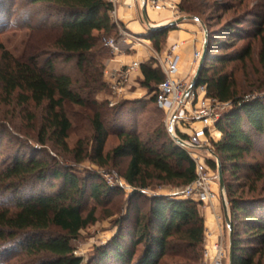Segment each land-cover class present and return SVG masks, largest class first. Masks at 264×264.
Masks as SVG:
<instances>
[{
    "label": "trees",
    "instance_id": "1",
    "mask_svg": "<svg viewBox=\"0 0 264 264\" xmlns=\"http://www.w3.org/2000/svg\"><path fill=\"white\" fill-rule=\"evenodd\" d=\"M28 2L49 16L41 18L32 28L35 34L28 51L21 57L16 58L0 47L2 96L8 102L16 100L17 106L22 108L42 107L44 114L37 142L44 146L53 141L64 150L72 129L65 106L90 111L87 116L93 133L90 152L88 154L78 142L73 150L76 163L86 157L99 167L122 163L120 178L131 189L126 201L128 212L117 220L119 232L109 246L98 251L96 264H203L205 223L198 210L199 204L180 196L147 197L143 193L154 185L184 188L191 185L196 179V167L188 154L160 128L148 142H143L134 128L120 129L117 131L119 144L103 153L108 137L104 117L120 108H108L95 100L105 88L102 60L109 49L104 46V40L117 36V27L111 17L112 5L107 0ZM191 4L190 0H181L178 9L190 18L201 20L197 15L200 12ZM254 17L251 26L258 36L263 29L264 10ZM241 20L234 19L220 35L239 37ZM170 30L148 33L147 39L156 52H160ZM210 43L195 88L204 86L207 98L229 108L216 123L221 139L213 144L214 155L220 161L223 178L225 173L236 176L246 171L250 174H247L248 181L260 183L264 179V166L246 164L245 159L264 153V88L253 99L240 96L234 75L227 70L232 63L243 64L250 59L251 45L231 54L215 56L212 54L217 51H227L229 43ZM44 55L42 62L40 59ZM261 55L264 65V53ZM58 61L74 62L80 80L73 81L67 74L60 73L56 68ZM152 65L140 66V86L148 95L154 94L164 80L161 70ZM155 103L154 96L149 104ZM143 109L141 106L138 114L144 113ZM53 163L54 160L29 154L13 157L0 169V198L9 194L13 202L11 207L0 206V244L20 241L21 253L32 259L31 264H82V258L74 255L71 242L82 230L96 223L95 210L87 209L88 203L99 207L120 189L99 181L96 175L81 178L70 169ZM205 165L213 171L218 170L213 160L205 161ZM49 179L60 182L55 192H38L31 186L33 181L44 184ZM28 189L33 193L25 198L22 191ZM225 189L232 264H260L254 258L264 252V198H248L243 194L234 197L230 186ZM130 214L133 215L131 221ZM123 225L128 227L123 229ZM52 230L57 234L50 233ZM244 243L251 247H244ZM0 255L1 263L15 254L5 250Z\"/></svg>",
    "mask_w": 264,
    "mask_h": 264
},
{
    "label": "rangeland",
    "instance_id": "2",
    "mask_svg": "<svg viewBox=\"0 0 264 264\" xmlns=\"http://www.w3.org/2000/svg\"><path fill=\"white\" fill-rule=\"evenodd\" d=\"M166 1L168 6L170 5L174 8L175 12V17H173L174 19L172 22H176V25L171 29H177L182 24L193 25L200 38L199 50H202L205 33L208 36V42H211L210 44H214L216 41L223 44L229 43V49L227 51H217L212 54L215 56L231 54L235 51L242 50L248 44L251 45L252 53L250 59L243 64L232 63L227 67V70L231 71L234 75L240 96L249 99L259 96L264 88V65L262 64L261 55L264 53V24L261 33L255 36V30L251 26V23L256 19L254 14L264 10V0H190L192 3L191 6L200 12V14L197 15L201 17L202 21L199 19L198 21L186 19L189 18L188 15L181 13L178 9L181 0H178L177 4L175 0ZM40 10L39 8L31 7L28 0H0V47L4 48L16 58L21 57L25 51H28L31 43L30 40L35 34L32 28L37 25L41 18L48 15ZM245 16L248 17L245 18ZM180 19L182 21L177 23ZM234 19H242V24L239 26V28H242V34L239 37L221 36L220 34L223 28L232 23ZM53 20L54 18H52V21ZM121 29L124 30L123 28ZM112 38H117V36ZM146 40L147 43L143 46H138L136 50L143 53L145 57L150 55V50L156 51L153 43L148 39ZM44 41L46 40H43V42ZM162 49L163 45L159 53H162ZM43 50L52 51L51 49ZM45 57V55L42 56L40 60L43 62ZM109 57L110 54L104 56L102 60L104 64L103 82L104 71L108 68L106 64ZM145 64L149 63L147 62ZM197 66L198 65L193 66L192 73L183 80L186 86L190 84ZM56 68L60 73L70 76L73 81L80 80V75L75 69L74 62L64 63L58 61ZM130 80L126 84L125 95L119 100L115 99L106 85L105 88L95 96V100L99 104H106L108 108L120 107L116 111L109 113L110 115H104L105 128L108 132L103 151L104 154L111 151L119 144L117 131L120 129L128 130L134 128L143 142H148L156 129L160 128L166 130V114L157 107L156 103L149 104L154 94L148 95L146 90L141 88L140 83L142 80L140 77L134 75ZM15 101L16 100L6 101L2 96L0 87V169L8 165L15 156L23 157L31 154L32 156L47 161L54 160L56 166L68 168L81 178L89 174L96 175L100 178L99 181L105 182L112 188L120 189L110 200H104L99 207H96L91 202L88 203L87 209L94 208L95 210L96 223L82 230L78 238L71 242L74 255L82 258V264H96L95 260L99 253L98 251L109 246L113 238L119 232L117 220L125 216L128 212L126 201L131 194V189L120 178L124 164L121 163L116 165L110 163L106 167H99L95 163L89 161L87 157L81 163H76L77 159L73 155V150L77 147L78 142L81 143L88 154L91 148L93 133L89 121L87 120V116L90 114V111L87 109L82 110L67 105L65 106V111L71 121L72 129L66 140V150H64L53 141H48L44 146L37 142L41 127V119L44 114L43 108H35L33 106L22 108L17 106ZM110 102L115 104L110 107ZM141 106L145 109H143L144 113L138 114V112H140L138 110ZM192 108H194V106ZM227 110H229V108H219L217 113L221 116ZM182 116L185 117L187 122H181L177 128L175 127L176 134L179 135L181 131L190 136L195 130L201 128L199 122L192 120L191 111H184ZM30 117L33 118L32 121H30ZM210 136L211 138L208 136L205 137L208 146H204L205 149L197 151L196 154L204 162L208 160L217 162L219 159L214 155L213 148L216 139H213L212 135ZM262 140L264 141V138ZM245 162L251 165L259 163L264 166V153L254 154L245 159ZM206 167L208 169L207 175L210 178L209 186L213 194V199L209 204L200 205L198 210L201 216L206 211L211 212L212 216L214 215L213 220L215 222V228L211 238L210 235L205 233L202 263L214 264L216 252L215 245L221 243L223 256L220 263L228 264L229 234L222 212L217 171H213L207 165ZM247 174L250 176L246 171H241L240 175L236 176H232L231 173L224 174V199L227 210H229V205L227 204L228 195L225 189L226 186L231 187V192L234 197L243 194V197L248 198H264V179L260 183L253 184L251 179L249 181L247 180ZM51 185L53 188L49 187ZM59 185V181H53L51 179L47 180L44 184H39L34 181L31 184L38 192L43 191L46 193L55 192ZM183 189L184 187L154 185L143 193H145L147 197L152 195L168 196L171 194H180ZM32 193V189L22 191V195L25 198L31 196ZM11 199L9 194L3 195L0 198V206L11 207L13 204V202H10ZM132 218L133 215L130 214L129 221H131ZM126 226L127 225H123L122 228L125 229ZM50 233L55 235L57 231L52 230ZM8 244L10 246H7ZM8 244H0V248L3 247L2 249L5 247L9 248L4 250L0 249V254L5 250H9L16 256L14 255V257L12 256L7 259V261L1 262L0 264H31L32 259L21 253L19 247L20 241ZM243 246L251 247V245L246 243H244ZM5 254H3V256ZM254 259L260 264H264V252L255 256Z\"/></svg>",
    "mask_w": 264,
    "mask_h": 264
},
{
    "label": "built area",
    "instance_id": "3",
    "mask_svg": "<svg viewBox=\"0 0 264 264\" xmlns=\"http://www.w3.org/2000/svg\"><path fill=\"white\" fill-rule=\"evenodd\" d=\"M107 1L112 5L111 17L117 27V38L104 40V46L109 49V54L111 56L121 55L124 53L126 47L132 50L134 46L144 45L145 43L143 41L125 32L118 25L116 20V0ZM166 2V0H145V4L152 9H174L172 6H168ZM178 46H174L164 55L150 50V55L145 61L146 63H153V68H159L164 75V80L155 88L154 96L157 107L166 114L167 121L165 129L170 139L178 148L188 154L196 167L195 181L185 187L180 194L171 195L191 199L200 206L211 203L213 194L209 186L210 178L207 175L208 169L205 162L198 157L196 152L208 146L205 137L208 136L211 138L210 135L217 132L216 123L220 118L217 110L219 108H228V105H222L207 98L206 88L204 86L193 89L184 97L189 85L186 86L183 80L177 77L180 68V56L175 50ZM201 55L202 50H195L192 53V67L198 65ZM141 65L140 62H133L117 70L104 71V83L116 100L121 99L125 95L126 84L131 74L139 71ZM114 104L110 102L109 106L112 107ZM193 106L194 108H192ZM184 111H191L192 120L199 122L201 125V128L195 130L190 136L181 131L179 135L176 134L177 132L175 133V127L177 128L180 125L179 123L187 122L185 117L182 116ZM175 139L180 140L182 143H177ZM215 251L214 264H221L220 261L223 256L221 243L215 245Z\"/></svg>",
    "mask_w": 264,
    "mask_h": 264
},
{
    "label": "crops",
    "instance_id": "4",
    "mask_svg": "<svg viewBox=\"0 0 264 264\" xmlns=\"http://www.w3.org/2000/svg\"><path fill=\"white\" fill-rule=\"evenodd\" d=\"M176 4L178 3V0ZM116 20L118 25L124 29L127 33L136 36L143 43H147V35L149 33L148 25L150 26H162L172 22L175 17L174 9H152L145 4V0H116ZM143 10L146 17V22L143 20ZM193 25L182 24L177 29L170 30L163 44L162 53L167 54L174 46L179 45L175 52L180 56V68L178 78L184 80L193 71L191 66L192 53L195 50L200 49L199 35ZM144 44V45H145ZM143 46V45H140ZM138 46H134L133 49L126 47L125 51L121 55L111 56L107 60V71L117 70L120 67L129 65L133 62L146 63V58L143 53L137 50ZM136 75L142 80V76L139 71L133 72L130 76ZM129 79V80H130ZM131 81V80H130ZM132 84V82H131ZM130 84V85H131ZM215 142H219L221 134L219 132L212 133ZM222 204V202H221ZM223 212V208H222ZM214 216V215H213ZM211 212H204L202 217L205 223V233L210 235V238L214 234V220ZM224 216V215H223Z\"/></svg>",
    "mask_w": 264,
    "mask_h": 264
},
{
    "label": "water",
    "instance_id": "5",
    "mask_svg": "<svg viewBox=\"0 0 264 264\" xmlns=\"http://www.w3.org/2000/svg\"><path fill=\"white\" fill-rule=\"evenodd\" d=\"M186 19L198 21L197 19L190 18V17L189 18H186ZM143 20L146 22V17H145L144 10H143ZM181 21L182 20L180 19V20L177 21V23H180ZM174 25H176V22H171L169 24L162 25V26H150V25H148V29H149V32H152V31H161V30H164V29H167V28H172V27H174ZM207 44H208V36L205 33L203 47H202L201 59H200V61L198 63L196 72H195V74H194V76H193V78H192V80H191V82L189 84L188 90L184 94V97H186L187 94L189 92H191L195 88L196 81H197V79L199 77V74L201 72V69H202L203 64H204V61H205ZM175 141L177 143H182L178 139H175ZM217 165H218L217 176H218V182H219V190H220V197H221V202H222L224 220H225V223L227 224V226L230 228V222H229V218H228L227 205H226V202H225V199H224V184H223L222 169H221L219 160H217ZM228 264H232V244H231V238H230V241H229Z\"/></svg>",
    "mask_w": 264,
    "mask_h": 264
}]
</instances>
